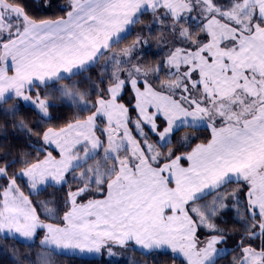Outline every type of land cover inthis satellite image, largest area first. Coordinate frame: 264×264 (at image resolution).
<instances>
[{
  "label": "snow or ice",
  "instance_id": "6c2138e0",
  "mask_svg": "<svg viewBox=\"0 0 264 264\" xmlns=\"http://www.w3.org/2000/svg\"><path fill=\"white\" fill-rule=\"evenodd\" d=\"M54 8L65 15L34 14ZM144 15L168 46L154 68L134 55L143 29L114 50ZM11 99L38 119L0 107L31 149L0 156V238L43 233L31 264L77 251L110 264L114 248L264 264V0H0V105ZM202 128L210 138L182 152L199 137L177 133Z\"/></svg>",
  "mask_w": 264,
  "mask_h": 264
},
{
  "label": "trees",
  "instance_id": "16d2710c",
  "mask_svg": "<svg viewBox=\"0 0 264 264\" xmlns=\"http://www.w3.org/2000/svg\"><path fill=\"white\" fill-rule=\"evenodd\" d=\"M60 2L66 4L67 0H60ZM34 14L40 16L41 18H53V19L65 15V13L58 8H54V9L47 10V11H41L39 13H34ZM142 22H145V25H149L150 19H147V18L141 19V23ZM139 24L134 26V28H136L135 31L130 32V34H128L126 38L123 39L118 45H114V48L117 46H120V48L121 47L125 48V47L130 46L132 44L131 40H133L136 37V34H137L136 31H137V28L139 29L138 27ZM145 25L144 26L140 25V26L144 28V34H145L144 36L148 39V42H147L148 44L146 46H142L136 53H134V55L137 56L138 61L142 63L144 67L154 68L160 64L162 60V56H164V51H165L164 49L166 47L158 48L159 43H160L158 36L161 35L159 28L153 25L152 31L149 32L148 28H146ZM101 63L103 62L101 61ZM97 70L98 69H93V72H96ZM87 75H89V73H87ZM160 77H162V79L165 78L163 73L160 74ZM92 78L93 80L96 79L94 75ZM86 86H87V82L83 81V87H86ZM127 99H128V96L126 95L125 100ZM54 102L57 104L61 103L59 101H54ZM12 104L20 106L19 111L15 117V121L17 123L18 121L20 122L21 120H23L29 126H32L35 124L38 118L36 116V113L32 110V108L29 105L17 103L14 101V99H11L9 100L7 104H4V106L6 108H10ZM74 111L76 110H74L73 108L65 107L63 111L58 114H60L61 116L67 119H71ZM11 120L12 118L8 117L7 118L8 122L6 123V118L4 117L3 114H0V156H3L9 149H11L12 155L8 157V159L10 160L15 158L21 150L31 151V149L24 147V145L27 143V138L25 136V133L23 131H20L18 128H15ZM53 123H56V122H53ZM196 136L199 138L195 139V141L196 140L202 141V142L207 141V139H209V132L206 128H202L200 132H196ZM187 148H181V151L183 149L186 150ZM19 167L20 165L16 166L17 169ZM226 219L230 221L227 227H229L230 231L235 233V238L234 239L230 238L227 241V246L231 248H235L236 243L239 240V232L242 230L241 225L239 223L231 222L232 221L231 217H226ZM222 226L224 227L225 225L222 224ZM18 245L20 244L18 243ZM233 253L234 252H231L230 254L224 256L220 260L225 261L226 259H229ZM104 260L106 259L104 258ZM104 260H101V258L98 255H96V256H90V257L83 258L81 261H79L76 264H104ZM220 260L218 262H220ZM0 264H14V262L10 258H8L6 255H1ZM110 264H123V263L120 262L119 260H112L110 261ZM152 264H182V260L180 258H177L174 261L170 255H159L156 257V259L153 260Z\"/></svg>",
  "mask_w": 264,
  "mask_h": 264
},
{
  "label": "flooded vegetation",
  "instance_id": "af4514ba",
  "mask_svg": "<svg viewBox=\"0 0 264 264\" xmlns=\"http://www.w3.org/2000/svg\"><path fill=\"white\" fill-rule=\"evenodd\" d=\"M40 199H44V197H40ZM14 245L15 244L3 245V243H0V256L6 255L8 258L12 259L15 264H31V262L36 259V254L43 251L40 245H35L33 243H24L20 244L18 247L19 249L23 246L21 248L22 255H17L13 253L14 248H16L15 250H17L18 252L17 247H14ZM113 252L115 253V256H113L110 261L119 260L123 264H152V261L157 257L154 255H148V258H143V253L141 251H126L121 248H114ZM134 252H137V255ZM104 258L108 260L106 254ZM82 259L83 257H80L78 255V251L72 253L69 257L67 254L53 256L54 264H76Z\"/></svg>",
  "mask_w": 264,
  "mask_h": 264
},
{
  "label": "rangeland",
  "instance_id": "374dc122",
  "mask_svg": "<svg viewBox=\"0 0 264 264\" xmlns=\"http://www.w3.org/2000/svg\"><path fill=\"white\" fill-rule=\"evenodd\" d=\"M150 19V17H147V15H144V16H142L141 17V19ZM143 23V24H142ZM142 23H140L139 25H138V27H139V29L137 28V32H140V30H142V29H144L143 27H141L140 25H145V22H142ZM136 30V28H132V30H131V32L132 31H135ZM137 35V34H136ZM143 35V34H142ZM159 37V40H160V43H159V46H158V48H164V47H166L164 50V56H165V54H166V52H167V47L168 46H166L165 44H164V42H163V40L161 39V35H159L158 36ZM136 38V37H135ZM135 38L133 39V40H131L132 42L135 40ZM148 44V43H147ZM147 44H145V46L147 45ZM164 56H163V58H164ZM103 62V61H102ZM136 61H134V63H135ZM11 74V73H10ZM85 75H87V73H85ZM74 79H76V80H82V77H75ZM65 82V81H64ZM50 89L51 88H49L47 91L48 92H50ZM42 91V90H41ZM33 96H34V93H33ZM14 101L15 102H17V103H22V104H25L24 102H22V101H20V100H17V99H14ZM13 104H14V102H13ZM12 104V105H13ZM25 105H27V104H25ZM0 107H3V108H6L4 105H0ZM208 130V132H209V138H210V136H211V130L210 129H207ZM185 132H191V130H189V129H183L181 132H178L177 133V138L179 139L181 136H183L184 135V133ZM192 133V135L193 136H196V135H194V133L193 132H191ZM206 141H198V140H193V141H191L188 145H186L185 147H183V148H187L186 150H182V152L183 151H191V149L192 148H194L195 146H196V144H198V143H205ZM192 143V144H191ZM186 166V165H185ZM49 191H51V189H49ZM41 197H43V196H41ZM37 199H40V197H38ZM42 237H43V233H41L40 234V236L35 240V242L34 243H39L40 244V239H42ZM0 243L2 244L3 243V245H12V244H15L14 245V247H18L19 245L17 244V243H20V244H24V243H33V242H31V241H27V240H4L3 238H0ZM35 245H37V244H35ZM220 247H225V246H221L220 245ZM16 248H14L13 249V253H15V254H17V255H20L21 254V252L20 251H18L17 252V250H15ZM127 251H131V250H127ZM137 251H139V250H137ZM73 252H67V253H64V254H67L68 255V257L72 254ZM75 253V252H74ZM136 255H137V252H134ZM78 255L80 256V257H90V256H96L97 254H92V253H80V252H78ZM56 256H58V255H56ZM143 258H148V255H143L142 256ZM181 260H182V258H180ZM231 259V258H230ZM221 261V260H220ZM221 264V263H220Z\"/></svg>",
  "mask_w": 264,
  "mask_h": 264
},
{
  "label": "crops",
  "instance_id": "0c3cea01",
  "mask_svg": "<svg viewBox=\"0 0 264 264\" xmlns=\"http://www.w3.org/2000/svg\"><path fill=\"white\" fill-rule=\"evenodd\" d=\"M143 36H144V34H143ZM116 48H114V50H115ZM62 83H66V82H61V84ZM57 86H59V85H57ZM88 86V85H87ZM87 86L86 87H84V88H87ZM50 93H52V95H53V97H55V101H59V102H61L60 100H59V93H55L54 91H53V89L51 88L50 89ZM74 109V108H73ZM75 110V109H74ZM18 123H19V121H18ZM222 226V225H221ZM223 227V226H222ZM221 246H225V245H221ZM222 264H224V263H222Z\"/></svg>",
  "mask_w": 264,
  "mask_h": 264
},
{
  "label": "bare ground",
  "instance_id": "6f19581e",
  "mask_svg": "<svg viewBox=\"0 0 264 264\" xmlns=\"http://www.w3.org/2000/svg\"><path fill=\"white\" fill-rule=\"evenodd\" d=\"M12 260V259H11Z\"/></svg>",
  "mask_w": 264,
  "mask_h": 264
}]
</instances>
